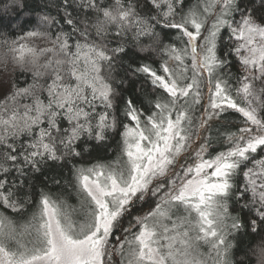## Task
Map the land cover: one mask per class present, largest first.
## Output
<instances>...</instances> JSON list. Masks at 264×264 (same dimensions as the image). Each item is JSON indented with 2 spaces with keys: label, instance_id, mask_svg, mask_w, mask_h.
<instances>
[{
  "label": "trees",
  "instance_id": "trees-1",
  "mask_svg": "<svg viewBox=\"0 0 264 264\" xmlns=\"http://www.w3.org/2000/svg\"><path fill=\"white\" fill-rule=\"evenodd\" d=\"M236 15L264 29V0H0V222L13 227L8 250H47L46 205L72 238L91 233L96 211L82 178L120 174L128 131L147 133L168 113L181 115L185 133L197 129L205 159L233 158L218 198L229 226L224 262L264 264V208L243 179L262 155L241 130L244 71L229 27ZM168 74L190 90L171 95L160 83ZM215 83L227 104L218 109L210 107ZM194 159L186 153L177 163ZM161 204L153 191L132 197L110 226L102 264H126L140 217Z\"/></svg>",
  "mask_w": 264,
  "mask_h": 264
},
{
  "label": "rangeland",
  "instance_id": "rangeland-1",
  "mask_svg": "<svg viewBox=\"0 0 264 264\" xmlns=\"http://www.w3.org/2000/svg\"><path fill=\"white\" fill-rule=\"evenodd\" d=\"M229 27L244 71L239 94L247 109L243 112L246 125L241 130L249 139L248 148L261 145L262 155L251 162L243 176L244 185L264 208V29L241 15L234 16ZM200 54L203 56L192 57L195 68L202 60ZM204 66L198 67L204 70ZM169 77L160 83L171 95L184 96L190 90V85L175 86L176 81ZM225 98L215 83L210 107L227 105ZM163 115L164 120L150 123L147 133L128 131L120 174L99 171L82 178L96 211L91 233L82 239L72 238L68 224L61 225L55 208L46 205L47 250L33 257L28 251L8 250L13 227L0 222V264H102L113 220L134 195L150 191L161 195L162 204L140 217V230L125 255L126 264H226L220 244L229 226L223 220L218 198L225 191L233 158L227 153L205 159L197 129L191 135L185 133L180 114L173 119L168 113ZM186 153L194 161L177 163Z\"/></svg>",
  "mask_w": 264,
  "mask_h": 264
}]
</instances>
